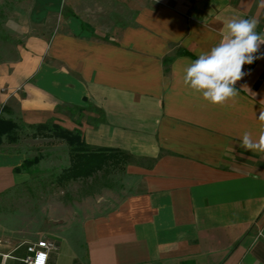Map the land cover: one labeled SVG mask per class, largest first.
<instances>
[{
  "label": "crops",
  "instance_id": "crops-1",
  "mask_svg": "<svg viewBox=\"0 0 264 264\" xmlns=\"http://www.w3.org/2000/svg\"><path fill=\"white\" fill-rule=\"evenodd\" d=\"M29 12L20 58L0 64V119L38 126L92 106L100 115L77 125L86 143L130 154L120 198L80 221L83 252L66 264H264V154L239 146L244 131L257 135L264 58L244 65L224 106L182 82L229 20L255 18L264 32V0H33ZM2 141L0 264H23L39 240L2 201L27 154ZM57 247L48 264L62 263Z\"/></svg>",
  "mask_w": 264,
  "mask_h": 264
},
{
  "label": "rangeland",
  "instance_id": "rangeland-1",
  "mask_svg": "<svg viewBox=\"0 0 264 264\" xmlns=\"http://www.w3.org/2000/svg\"><path fill=\"white\" fill-rule=\"evenodd\" d=\"M32 3L33 0H0V64L20 58ZM58 110V115L44 122L47 127L42 129L16 123L13 133L17 138L9 142L21 140V148L27 154L25 160L31 163L18 172L19 184L12 189L13 200H3L2 210L14 214V224L31 240L44 238L58 245L54 255L66 264L72 253L83 252L85 237L80 221L95 210L107 211L117 203L126 181L122 170L129 160L111 164L90 178L67 180L70 147L64 139L53 136L56 124L75 130L88 112L99 114V110L86 106L84 110L72 111L67 105Z\"/></svg>",
  "mask_w": 264,
  "mask_h": 264
},
{
  "label": "clouds",
  "instance_id": "clouds-1",
  "mask_svg": "<svg viewBox=\"0 0 264 264\" xmlns=\"http://www.w3.org/2000/svg\"><path fill=\"white\" fill-rule=\"evenodd\" d=\"M257 26L255 18L229 20L219 43L184 67V86L213 106H224L233 100L238 95L236 83L245 75L244 65L264 58L256 55L264 45V32H257ZM257 118V135L244 131L239 146L264 154V110ZM260 236H264V231L257 238Z\"/></svg>",
  "mask_w": 264,
  "mask_h": 264
},
{
  "label": "trees",
  "instance_id": "trees-1",
  "mask_svg": "<svg viewBox=\"0 0 264 264\" xmlns=\"http://www.w3.org/2000/svg\"><path fill=\"white\" fill-rule=\"evenodd\" d=\"M70 110H84L85 108L80 106L69 107ZM17 124L9 120L0 119V143H2V137L7 136L8 141L16 140V133H13L17 128ZM39 128L47 127L46 124H38ZM56 131L53 136L64 139L69 147L71 153V165L69 166L66 179H83L89 178L97 174V172L105 169L111 164H121L122 161L129 159L130 154L123 152L122 150L110 148H91L85 141L82 131L80 129L70 130L65 129L61 125L56 124ZM124 159V160H122ZM31 160H25L22 166L15 168L16 172H19L21 168H25Z\"/></svg>",
  "mask_w": 264,
  "mask_h": 264
},
{
  "label": "built area",
  "instance_id": "built-area-1",
  "mask_svg": "<svg viewBox=\"0 0 264 264\" xmlns=\"http://www.w3.org/2000/svg\"><path fill=\"white\" fill-rule=\"evenodd\" d=\"M55 248L54 242L43 238L38 242L29 244L27 255L19 259L23 264H48L50 251ZM4 258H10V255L5 254Z\"/></svg>",
  "mask_w": 264,
  "mask_h": 264
}]
</instances>
